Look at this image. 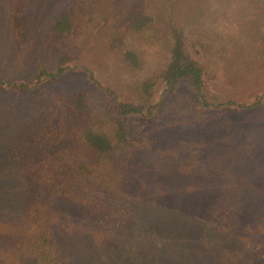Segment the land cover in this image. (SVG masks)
Instances as JSON below:
<instances>
[{
  "label": "trees",
  "instance_id": "obj_1",
  "mask_svg": "<svg viewBox=\"0 0 264 264\" xmlns=\"http://www.w3.org/2000/svg\"><path fill=\"white\" fill-rule=\"evenodd\" d=\"M30 1L0 0V29L16 54ZM192 2L74 0L44 33L54 66H38L28 81L0 78V90L24 105L0 107V218L20 264H67L55 230L65 206L103 241L125 235L132 264H160L185 233L217 264H264V210L245 238L253 203L237 182L221 178L207 198L186 195L185 209L171 208L160 187L179 176L183 145L204 152L218 126L210 119L264 108V93L242 103L207 88L230 62L264 59V0ZM68 73L87 85L60 90ZM175 143L178 151L166 150Z\"/></svg>",
  "mask_w": 264,
  "mask_h": 264
},
{
  "label": "rangeland",
  "instance_id": "obj_2",
  "mask_svg": "<svg viewBox=\"0 0 264 264\" xmlns=\"http://www.w3.org/2000/svg\"><path fill=\"white\" fill-rule=\"evenodd\" d=\"M73 1L31 0L24 20V37L20 45H17V54L12 49L15 46L8 43V37L0 29V78L28 81L38 66H54L57 55L42 44L44 33L48 31L51 21ZM208 1L193 0V7H208ZM249 63L239 59L230 62L219 71L215 79L207 81L208 90L238 102H251L256 95L264 93V59L247 65ZM56 84L57 88L68 92L80 90L87 85L79 73H68L60 77ZM0 107L23 110L24 105L21 104L20 95L0 90ZM209 124L218 126L215 127L214 137H209L210 143L205 146L204 152L201 155L192 154L187 150L194 145H183L180 149L183 152L182 160L178 164L179 176L172 184L163 182L160 187L163 192L168 189L171 191V208L185 209V202L182 201L186 195L191 196L189 199L202 196L207 198L214 194L212 191L221 178L237 182L244 190V198L253 203L242 229L247 238L248 226L257 224L259 214L264 210V108L243 117L235 113H220L210 119ZM166 150L178 151L177 143ZM168 217L165 215L164 218ZM180 222L183 223L181 232H189L184 222ZM55 230L62 251L69 257L67 264H132L128 262V251H133V248L125 243V235L118 233L103 241L98 229L93 224L82 222L81 215L71 206L63 207L57 214ZM180 238L182 240L177 239L176 243L168 244L171 250L168 248L160 256V264H186V258L190 259L188 264H217L215 253L203 250L195 238L191 241L189 233ZM148 250L146 245L140 248L146 261H150L151 251L148 253ZM183 250L188 252L186 257L181 254L185 252ZM14 254L7 252L5 227L0 218V264H20L19 257ZM263 260L258 262L263 263ZM137 264L148 262L140 260ZM234 264L256 262L245 259Z\"/></svg>",
  "mask_w": 264,
  "mask_h": 264
}]
</instances>
